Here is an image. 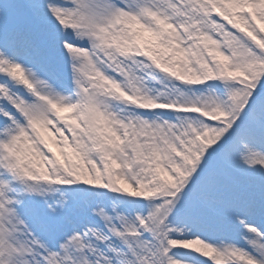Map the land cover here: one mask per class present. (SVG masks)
I'll return each instance as SVG.
<instances>
[{"label":"snow or ice","instance_id":"snow-or-ice-1","mask_svg":"<svg viewBox=\"0 0 264 264\" xmlns=\"http://www.w3.org/2000/svg\"><path fill=\"white\" fill-rule=\"evenodd\" d=\"M0 264H264V0H0Z\"/></svg>","mask_w":264,"mask_h":264}]
</instances>
